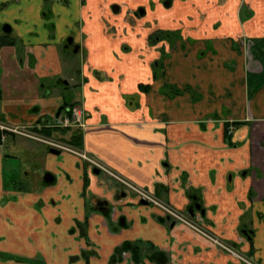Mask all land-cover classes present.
Returning a JSON list of instances; mask_svg holds the SVG:
<instances>
[{"label": "crops", "instance_id": "1", "mask_svg": "<svg viewBox=\"0 0 264 264\" xmlns=\"http://www.w3.org/2000/svg\"><path fill=\"white\" fill-rule=\"evenodd\" d=\"M26 1L0 0V119L40 123L81 102L86 130L55 135L178 210L200 205L211 232L264 264V0H53L54 15ZM68 34L82 52L63 48ZM125 241L150 249L135 262ZM42 260L242 264L75 155L13 136L0 264Z\"/></svg>", "mask_w": 264, "mask_h": 264}, {"label": "flooded vegetation", "instance_id": "2", "mask_svg": "<svg viewBox=\"0 0 264 264\" xmlns=\"http://www.w3.org/2000/svg\"><path fill=\"white\" fill-rule=\"evenodd\" d=\"M140 11V9H139ZM139 13V12H138ZM9 26V25H8ZM9 29H6V28H3V31L4 32H7ZM63 48L65 49H68L70 48V51L73 52V53H80L81 51V48H80V44H77L74 40V37L73 35L71 34H68V36L64 39H63V44H62ZM82 52V51H81ZM84 57V55H83ZM75 105H79L82 107L83 111H84V116L82 118V123H83V126L81 125H70V126H59V125H56L55 124V118L59 115V114H63L65 112H68V110L75 106ZM85 109H84V106L81 102H75L71 105H68L66 107H63V109H61L59 112L55 113V114H52L49 119H46V120H43L41 121L40 123H35V124H21V125H17V124H11V123H8L4 120H1L0 119V124L3 125V126H6V127H13V128H25L27 131L29 132H32V134L34 135L33 137H29V136H26V135H23V134H19V133H15V132H10L8 130H4V133H5V138L3 141H1L0 139V147L3 145V143L13 137V136H18V137H22V138H25V139H28L30 141H34V142H37V143H41L43 144L46 149L49 150L50 152V149H55L59 152H69L73 155H75L79 160L83 161L88 168H91L93 171L94 170H97L98 173H95V174H99V173H103L105 175H107L108 177H110L111 179H113L116 183H118L121 188L123 189L124 192H127V193H131L133 194L140 202H145L147 204H150L151 206L153 207H156L154 206L153 204L149 203L148 201L142 199V198H139L135 193H133L132 191L128 190L124 185H122L121 183H119L118 181H116L114 178H112L111 176H109L108 174H106L105 172H103L102 170L98 169L96 166H93V164L91 162H89L88 160L82 158L81 156H79L78 154L76 153H73L69 150H66L64 149L63 147H68V148H71L75 151H77L78 153H82L86 156H88L89 158H92L94 160H99L97 157H95L93 154L87 152L86 150H84L80 144H77V143H73V142H70V141H66L64 140L62 137L60 136H57L55 135V133H53V131H58V130H66V129H70V128H79L82 132L84 130H86V126H87V123L85 122ZM233 129V126H229L228 128V131L230 133V131ZM51 142H55L63 147H57V146H53L51 144ZM52 153V152H50ZM58 153H55V154H58ZM101 161V160H100ZM102 162V161H101ZM105 164V163H104ZM106 165V164H105ZM107 166V165H106ZM109 167V166H107ZM110 168V167H109ZM111 169V168H110ZM113 170V169H112ZM115 171V170H113ZM116 172V171H115ZM94 173V172H93ZM121 175V174H120ZM124 177V176H123ZM126 178V177H125ZM127 179V178H126ZM47 180V181H46ZM53 180V177L47 173L46 175H44L43 177V180L42 182L43 183H50L51 181ZM129 180V179H128ZM130 181V180H129ZM132 182V181H131ZM140 186V185H139ZM143 187V186H142ZM151 192V191H150ZM153 193V192H151ZM154 194V193H153ZM155 196H157L156 194H154ZM158 197V196H157ZM159 198V197H158ZM160 199V198H159ZM161 200V199H160ZM163 201V200H161ZM164 203H166L165 201H163ZM167 205L171 206L170 204L166 203ZM196 206V205H195ZM194 206V207H195ZM200 206V205H198ZM173 209L177 210L178 212L182 213L186 218H193L196 214H199L201 217H202V220H203V225L204 227L206 228V230L211 233L212 235L216 236L217 238H219L227 247L233 249L236 253L238 254H241L243 255L244 257H246L250 262H252L253 264H261L260 262H258L257 260H255L252 256H250L249 254H247L246 252L242 251L236 244L234 243H231L229 242L228 240H225L223 239L222 237L216 235L215 233L211 232L208 227H207V224L205 223V219H204V216L203 214L200 212V211H195L194 207H190L188 210H184V211H181V210H178L176 208H174L173 206H171ZM157 209H159L158 207H156ZM196 208V207H195ZM198 209V208H197ZM160 211H162L161 209H159ZM162 213L165 214L166 216V219L169 221L170 220V223L171 225H181L185 228H188L190 230H192L191 228H189L187 225H185L184 223L182 222H179L177 221L176 219H174L173 217H171L170 215L166 214L165 212L162 211ZM193 232H195L194 230H192ZM241 231L244 233V235L246 237H248V239L251 238L250 236V233H253L252 231H250L249 229H247L246 226H243L242 225V229ZM196 234L200 235L199 233L195 232ZM201 237H203L204 239H206L212 246L216 247L217 249H219L220 251L222 252H225L226 254L232 256L233 258H235L237 261L241 262L242 264H247L246 262L240 260L239 258H237L236 256H234L231 252H229L228 250L226 249H223V248H219L217 247L215 244L211 243L207 238H205L204 236L200 235ZM125 242H129V241H125ZM123 242V243H125ZM123 243L120 245L119 247V253H130V256H131V260L132 261H135V262H140V259H142L140 257V254L142 253V250H149V246L148 247H145V246H142L140 244H138L137 242L136 243H132V245L134 247H137L136 250L133 252L132 249L130 248H127V249H122V245ZM144 247V248H142ZM138 251V252H137ZM145 256V255H144ZM146 256H147V253H146ZM36 264L37 262H41V263H44L46 264L43 260L42 261H34Z\"/></svg>", "mask_w": 264, "mask_h": 264}, {"label": "built area", "instance_id": "3", "mask_svg": "<svg viewBox=\"0 0 264 264\" xmlns=\"http://www.w3.org/2000/svg\"><path fill=\"white\" fill-rule=\"evenodd\" d=\"M244 44H245L246 48H249L251 45L249 41H245ZM83 116H84V111H83L82 107L79 105H75V106L71 107L68 110V112H65L63 114L62 113L59 114L55 118V124L59 125V126H70V125H75V124L83 126V123H82ZM4 130L23 134V135H26L29 137L34 136L32 134V132L27 131L23 127L22 128H13V127H6V126H3L0 124V139H1V141H3L5 136H6L4 133ZM51 144L53 146L63 147V146H61L55 142H51ZM63 148L66 150H69L73 153H76L79 156H81L82 158L88 160L89 162H91L93 164V166H96L98 169L102 170L103 172H105L106 174H108L109 176L114 178L116 181H118L119 183L124 185L128 190L135 193L139 198H142V199L148 201L149 203L158 207L163 212L170 215L171 217H173L177 221L184 223L185 225H187L189 228H191L195 232H197L200 235L207 238L211 243L215 244L217 247L228 250L234 256H236L240 260L246 262L247 264H253L246 257H244L241 254L236 253L233 249L227 247L219 238H217L216 236L209 233L206 230V228L204 227L202 217L199 214H196L191 219L186 218L182 213L178 212L177 210L173 209L171 206H169L166 203H164L163 201H161L157 196H155L153 193H151L148 189L129 181L128 179H126L125 177L120 175L119 173H117V172L113 171L112 169H110L109 167H107L100 160H94L92 158H89L88 156H86L82 153H78L77 151H75L71 148H68V147H63Z\"/></svg>", "mask_w": 264, "mask_h": 264}, {"label": "rangeland", "instance_id": "4", "mask_svg": "<svg viewBox=\"0 0 264 264\" xmlns=\"http://www.w3.org/2000/svg\"><path fill=\"white\" fill-rule=\"evenodd\" d=\"M26 3L27 4L33 3L31 5H35V3H37L39 5H42L44 7L42 13H45L47 15H49V13H50V15H54L52 4L53 3L57 4V2L53 1V0H36V1L35 0H27ZM74 15H75V10L73 12V16L72 17H74ZM138 15H139L138 11L132 13V16L134 18L137 17ZM59 18H60V16H59ZM74 19L75 18H73V21H74ZM50 20H52V19H50ZM60 20H61V18H60ZM63 24H64V21H63ZM155 33H157V31ZM163 35H165V34H163ZM64 36L66 38L68 35H64ZM149 44H151V39H149ZM78 57L79 56L77 55V59L76 60H78ZM65 98H66V101L70 100L69 95H66ZM7 161L5 162V177H6L7 181H8V183L12 182L11 181L12 177H19L21 179L22 178V174H23V165H22V163L19 160H17V159L16 160H10V161L7 160ZM15 185L17 187H22L23 183L20 182V181H16Z\"/></svg>", "mask_w": 264, "mask_h": 264}, {"label": "trees", "instance_id": "5", "mask_svg": "<svg viewBox=\"0 0 264 264\" xmlns=\"http://www.w3.org/2000/svg\"><path fill=\"white\" fill-rule=\"evenodd\" d=\"M157 36H158V33H155L154 37H152V38H155V37H157ZM152 38H150V39H152ZM77 139H78V136L76 137V139L73 140V143H77V141H78ZM77 144H78V143H77ZM121 248H122V249L130 248V249H132L133 252H134V251L136 250L137 247H134V246L132 245V243H130V242H125V243H123V245H122ZM137 252H138V251H137ZM147 257L150 258V255L147 254ZM164 260H166V258H165ZM37 264H44V263L37 262Z\"/></svg>", "mask_w": 264, "mask_h": 264}, {"label": "water", "instance_id": "6", "mask_svg": "<svg viewBox=\"0 0 264 264\" xmlns=\"http://www.w3.org/2000/svg\"><path fill=\"white\" fill-rule=\"evenodd\" d=\"M140 12H142V13H143L142 9L140 10ZM50 152H52V153H58V151H57V150H55V149H50ZM93 172H94V173H98V171H97V170H94ZM46 181H47V180H46ZM142 203H145V202H142ZM195 207H196V208H199V206H198V205H196Z\"/></svg>", "mask_w": 264, "mask_h": 264}]
</instances>
